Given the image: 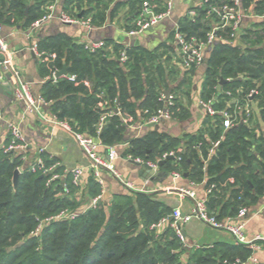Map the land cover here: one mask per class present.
<instances>
[{
	"label": "trees",
	"instance_id": "16d2710c",
	"mask_svg": "<svg viewBox=\"0 0 264 264\" xmlns=\"http://www.w3.org/2000/svg\"><path fill=\"white\" fill-rule=\"evenodd\" d=\"M94 1L93 11H99L94 19L96 16L102 20L108 5L104 0ZM251 2L242 0V8H248ZM25 3L26 0H0V21L6 16L5 22H8L10 15L22 19L27 8ZM208 3L219 4L216 0H208ZM5 5H8V12L3 14ZM204 12L205 9L201 11L203 16ZM44 14L42 10L38 16ZM31 20L28 16L26 22L32 23ZM257 26L262 30H245L244 41L249 46L244 49L226 43L212 48L203 76L201 98L210 101L216 97L217 101L212 104L215 110L230 98H236L241 105L249 103V93L253 91L251 98L263 116L264 23ZM208 30L209 26L201 22V17L195 23L186 22L184 28L188 35L200 37H204ZM43 49L40 73L49 79L44 83L41 97L50 103L49 109L55 119L65 123L74 133L98 139L105 146H114L122 140L125 129L115 114H111L102 130L97 132L101 114L112 108H100L101 93L110 104L115 103L125 117L135 115L127 90L132 95L144 94L141 106L149 112L148 115L163 104L159 101L156 79L164 80V70L159 62L153 70L145 65L146 59L150 66L158 61V56L152 52L127 49V70L122 71L115 62L71 45L64 36L44 43ZM63 57L66 63H70L68 74L74 75L75 80L59 78L53 82L51 73L62 68ZM221 79L226 82L218 92L216 87ZM85 82L89 87L84 85ZM176 104L173 103L171 108H176ZM213 119V122L207 121V135L212 141L222 131L219 113ZM221 136L210 155L209 147L205 148L200 136L190 137L186 153L180 156L181 160L175 162L174 167L177 169L181 165L186 171L190 168L188 179L191 182H197L196 176L199 180L204 178L205 188L210 190L207 200L209 213L221 202L222 185L231 180L230 185L236 189L231 191L224 206L235 214L264 191V180L255 176V163L264 167V136L257 138L239 122ZM8 142L9 137L4 146ZM200 143L201 157L195 149ZM158 145L155 134L149 133L132 140L125 153L146 160L149 158L147 151ZM165 152L162 150L161 154ZM21 157L0 148V264H232L235 258L246 254V248L240 244L228 245L224 250L218 244L186 249L182 239L171 228L161 232L152 228L171 212L162 203L151 199V195L140 192L115 195L107 204L100 201L83 213H75L71 219L43 224L44 220L62 210L74 212L78 206L73 197L77 187L72 184L70 175L65 180H53L47 186L50 174L33 173L28 168H23L16 187H13V172L23 166ZM62 183L67 185L68 194L63 193ZM100 193V186L90 180L88 194L94 198ZM39 226V233L34 235Z\"/></svg>",
	"mask_w": 264,
	"mask_h": 264
},
{
	"label": "crops",
	"instance_id": "0c3cea01",
	"mask_svg": "<svg viewBox=\"0 0 264 264\" xmlns=\"http://www.w3.org/2000/svg\"><path fill=\"white\" fill-rule=\"evenodd\" d=\"M104 1V3H108V8L105 10L104 18L97 25L93 23L94 15H92L95 6L94 0L93 4L87 3V0H26L25 5L27 8L24 11L22 19L11 16L8 13L10 15L8 22H5L6 16L0 21L2 36L9 49L13 52L11 68L0 66V87L2 88L0 92V114L3 119L0 121V148L4 146L7 137H9L6 123L13 122L18 125L28 145L27 152L18 154L22 155V169L32 165L38 157H41L46 166L55 165L57 174L60 175L62 180H65L70 175L68 173L69 170L75 167H83L85 171L73 194L76 203H78L76 207L77 211L79 210L80 213L89 208L90 202L93 199L88 194L90 180L96 182L93 170L89 160L78 145L74 134L55 119L49 109L50 103L45 102L41 97L44 83L49 78L41 75L40 64L42 61L37 54L44 52V43H48L60 36L66 37L71 45L82 47L83 49L84 45L89 42L102 41L104 47L96 52V54H100L106 60L115 62L122 71L127 70V61L121 64L118 60V52L120 53L122 50H143L152 52L158 56V61L154 62L153 65L150 66L148 59H146L145 65L148 69L153 70L157 66L156 63L159 62L161 68L164 70V80L160 81L156 79V89H158L160 96L164 95V92L169 89V96L172 97L173 103H177L176 108H171V119L161 121L156 125L139 127L149 113L141 106L144 101V94L139 96L136 94L132 95L127 90V98L135 110V115H128V117L130 119V126H135V128L122 125L125 129L122 140L114 146H105L99 141L98 154L103 157L106 156L109 147L116 148L119 158L112 165L114 171H116L123 181L131 182L137 186L144 184V180L146 179L142 175L140 167L126 161L124 158L130 156L125 151L130 147L131 141L142 138L149 133H154L161 145L152 147V150L147 151L149 158H146V160L156 164L161 161L165 153L171 151L180 152V156L186 153L187 140L195 136H200L203 139L205 148L209 147L208 155H210L213 144L219 142L222 138L221 135H224L226 132V129L222 127V112H227L234 118L233 126L239 122L246 125L257 138L264 136V113L261 116L259 108L252 99L248 101L249 103L241 105L236 98H230L223 101L221 107L215 110L212 104L217 101L216 97L210 100V102L212 108L220 115L219 124L222 131L218 137L219 139L217 138L214 141L210 140L207 135L209 131L207 121L210 119L213 122L214 119L213 116L205 113L204 108L200 105V101L208 102V100L201 98V90L207 60L214 46L212 48L208 47L206 61L201 67L191 70H184L180 67L176 58L177 46L173 29L174 27H178L184 30L186 22H188L185 13L190 5L187 0H174L173 10L168 19L162 21L151 30L134 36L129 41L125 39V32H129L135 28V21L138 18L142 2H137V0ZM149 1L160 10L164 0ZM226 1L216 0L219 3ZM51 3L54 4L55 8L53 18L39 29L30 31L31 22H26L27 17L30 16L34 21L40 17L38 16L39 11L43 10L46 13L47 6ZM114 8L115 10L112 11ZM250 11L254 15L263 14L264 0H252ZM7 12L8 5H5L2 13L6 14ZM60 13L71 18L88 20L90 28L77 24H63L58 20ZM262 23H264V20L249 19L242 23L241 29L242 31L247 29L253 31L262 30L261 26H257ZM244 35H241L240 39L234 41V43L228 44L241 49L246 48L249 45H245ZM221 43H226V41H219L216 44ZM39 46H41L40 49L42 51H39ZM33 47H35L36 51L32 49ZM61 63L62 67L64 64L68 68L70 66V63H66L65 57L61 59ZM11 69H14L18 73V80L15 79ZM151 70L148 71L151 72ZM17 81L27 86L30 95L35 100L41 99L46 105H42L38 109V112H27L23 102L16 100L14 97ZM84 85L89 87L88 82H85ZM102 95L103 99H105V94L102 93ZM109 105L112 107L115 106V103H109ZM163 105L164 103L161 104V107ZM95 141H98V139H95ZM200 147L201 143L195 147L199 157H201ZM40 149L43 151L42 153H39ZM167 149L169 150L168 152ZM162 150L166 152L161 154ZM175 162V159H172V161L166 160L161 166L158 165L157 172L162 174L167 173V176H159L156 180L145 182L147 191L144 194L151 195V199L162 203L170 212L174 208H178L182 215H188L191 213L194 205L193 201L188 197H182L178 192V188L194 191L197 198H201L207 189L205 188L204 178L199 180L196 176L197 182H191L188 179V173L191 172V169L189 168L186 171L181 165L176 169L174 167ZM255 165L257 167L256 178L264 180V167H260V163H255ZM173 172L179 173L180 177L173 179L171 176ZM100 178L103 182L102 187H100L103 191L101 200L103 203L107 204L115 195L132 194L110 172L101 170ZM230 183L231 180H227L222 185V193L219 197L221 202L211 212L222 223L234 222L239 211L231 214L230 208L224 206L230 197L231 191L236 189ZM251 193L254 195L253 192ZM244 208L247 210L244 218V233L246 237L264 236V191L256 196L253 201H248L247 206ZM166 229L167 227H163L162 231ZM180 231L183 246L188 250L199 247H212L215 244L220 245V248L224 250L228 245H237L234 238L227 232L209 227L195 218L191 219L188 223L181 224ZM173 235L171 233V236ZM244 247L246 248L244 257L235 258L232 264H264V244L262 242H258V246L255 249L248 246Z\"/></svg>",
	"mask_w": 264,
	"mask_h": 264
},
{
	"label": "built area",
	"instance_id": "2783aa9c",
	"mask_svg": "<svg viewBox=\"0 0 264 264\" xmlns=\"http://www.w3.org/2000/svg\"><path fill=\"white\" fill-rule=\"evenodd\" d=\"M187 1L190 5L185 13L187 21H189L190 23H195L196 20L200 19L201 17V22L207 24L209 26V30L205 32L204 37H200L197 35H188L184 30L178 27H174V38L177 46L176 58L180 67L184 70H191L194 68L201 67L206 61V51L208 47L212 48L217 42L226 41V43L228 44L234 43V41L240 39L241 35L245 34V31H242L241 29V25L244 21H248L249 19L264 20V13L260 15H254L251 13V4L248 8L243 9L241 4L242 0H227L228 2H222L219 4H209L208 0ZM173 6L174 0H164L162 8L158 10L157 6L154 5L152 2H150L149 0H144L141 3L139 15L135 21V28L129 32H125V35L130 38L143 33L147 29H152L153 27L170 17L171 12L173 10ZM54 9V4H49L47 6L46 13L31 23L30 31L39 29L45 23H48L53 18ZM203 9H205L204 16L203 14H201V11ZM58 20L63 24H77L90 28V23L88 20L71 18L62 13L58 15ZM227 29L229 30V32L226 33L225 30ZM1 30L2 28L0 24V66L11 68L13 52L9 49L5 39L2 36ZM225 33L227 35H224ZM103 47L104 44L102 41H93L85 44L84 50L88 53H96L103 49ZM32 49L36 51L35 47H33ZM37 56H39L41 61H43V58H41V53L37 54ZM118 60L121 64L127 61L126 49L120 51L118 55ZM11 70L15 79L18 80V73L14 69ZM57 71L59 70L54 69L51 73L50 79L53 82L57 81V79L54 78V75ZM60 78L67 79L68 81L75 80L74 75L62 76ZM252 94H254L253 91L249 93V97H251ZM227 95H229V93H227ZM102 96L103 95L101 93V98H103ZM14 97L16 100L23 102V104L25 105V110L30 113L38 112V109L42 105H46V103L41 99L35 100L30 95L27 86L20 81H17V87L14 90ZM159 101H162L164 103L163 107L158 108L155 112L148 115L146 119H144L143 123L139 125V127L156 125L161 121H167L171 119V107L173 106L172 97L169 96L168 99L165 100L164 95H161ZM200 105L204 108L205 113L209 116H214L218 113L212 108L210 101H200ZM99 106L101 109L106 110L109 107V101L102 99ZM114 108L117 109L116 114L113 113ZM111 114L119 116L122 125L126 127L135 128V126H130L129 117L123 116V114L119 112V109L115 104V106H112V108H110V111L101 114L96 127L97 132H100L102 130L105 125L106 119L110 117ZM221 114L223 115V128L228 129L232 127L234 123V118L227 112H222ZM2 120L3 119L0 114V121ZM61 125L70 130L65 123H61ZM6 128L8 131L9 142L7 145L1 147L3 151L11 152L14 154L27 152L28 145L24 140V137L18 125L13 122H7ZM72 133L74 134L78 145L89 160L91 168L93 170L94 179L100 187H102L103 183L100 178V171L106 170L110 172L117 180L123 183V185L129 191L140 193H145L147 191L145 182H148L150 180L152 181L153 179H146L144 180V184L142 186H137L131 182L123 181V179L119 177L116 171H114L112 164L116 159L119 158V154L115 147H109L106 156L103 157L98 154L99 140L95 141V139L90 136L77 134L74 132ZM218 143L219 142L213 144L212 149L210 150V154L213 153V150L217 147ZM42 152L43 151L40 149L39 153ZM168 156L173 157L176 162H179L181 160L180 152L177 153L174 151L165 153L162 156L161 160H165ZM124 159L128 162L133 161L138 165L147 164L151 169L157 172L158 164L156 163H151L139 157L132 156H126ZM27 168L30 172L33 173L36 171H41L42 173L50 174V178L46 182L47 186L51 184V181L61 179L59 174L54 173L56 166H46L41 157H38L34 161V163L32 165H29ZM16 169L19 170V172L23 170L21 167H18ZM84 171L85 169L83 167H75L69 170L68 173L71 176V182L74 186L78 185L79 180ZM171 176L173 179H178L180 177V174L173 172ZM61 188L63 190V193L68 194V188L65 183L61 184ZM178 192L182 197H188L193 201L194 205L192 207L191 213L188 215H182L178 208H174L168 217H164L160 219L156 224L152 225L153 229L157 230L158 232H161L163 230V227H170L174 231V233L181 238L180 225L188 223L189 221H191V219L195 218L209 227L221 229L227 232L234 238L237 244L248 246L252 249L257 248L258 242H262L264 244V236L257 235L252 238L246 237L244 233V218L247 213L246 208L242 207L239 209L234 222L230 221L222 223L218 221V219H216V217L208 211L207 200L208 194L210 192L209 189L205 191L204 195L201 198H197L195 192L191 190L178 188ZM102 196L103 191L101 190V193L91 200L89 207H95L96 204H98L102 200ZM74 216L75 213H70L66 210H62L58 214L44 220L43 224L51 221L68 220L73 218ZM39 229L40 226L36 229L34 235H37L39 233Z\"/></svg>",
	"mask_w": 264,
	"mask_h": 264
},
{
	"label": "water",
	"instance_id": "95a60500",
	"mask_svg": "<svg viewBox=\"0 0 264 264\" xmlns=\"http://www.w3.org/2000/svg\"><path fill=\"white\" fill-rule=\"evenodd\" d=\"M80 17V16H79ZM147 30H151V29H147ZM146 30V31H147ZM145 32V31H144ZM123 34V33H122ZM122 36V35H121ZM131 38H133V37H127L126 36V41L128 40L129 41V39H131ZM64 62V61H63ZM67 75H69L68 74V66H66L65 64L63 65V67H62V69H60L59 71H57L56 73H55V75H54V78L55 79H59L60 77H62V76H67ZM226 82V80H223V79H221L220 81H219V83H218V86H217V91L219 92L220 91V89H221V86L224 84ZM1 90H2V88L0 87V92H1ZM169 94H170V90L168 89V90H166L165 92H164V97H165V100H167L168 99V97H169ZM250 99H252L251 97H250ZM113 113H117V109H113ZM173 159V157H171V156H168L165 160H161V161H159L158 162V165L159 166H161L166 160H172ZM132 164H135L136 166H138V167H140V171H141V173H142V175L144 176V178L145 179H153V180H156L159 176L160 177H165V176H167V173L166 174H162V173H158V172H155L153 169H151L147 164H143V165H138V164H136V163H134L133 161H130ZM19 175H20V172H19V170H17V169H15L14 170V172H13V187H16V185H17V181H18V178H19ZM185 176H187V175H185Z\"/></svg>",
	"mask_w": 264,
	"mask_h": 264
},
{
	"label": "rangeland",
	"instance_id": "374dc122",
	"mask_svg": "<svg viewBox=\"0 0 264 264\" xmlns=\"http://www.w3.org/2000/svg\"><path fill=\"white\" fill-rule=\"evenodd\" d=\"M87 3H89V4H93V0H87ZM108 4V3H107ZM108 8V7H107ZM97 12H99V11H93V13H92V15H96L97 14ZM101 19L100 18H97L96 16H95V19H94V24H98V22L100 21ZM106 200V199H105ZM73 213H80L79 212V210L77 211V208L76 209H74V212ZM182 259H184V257L182 256Z\"/></svg>",
	"mask_w": 264,
	"mask_h": 264
}]
</instances>
